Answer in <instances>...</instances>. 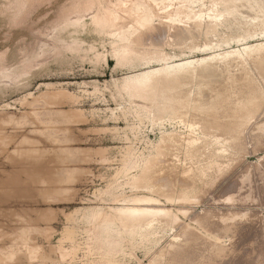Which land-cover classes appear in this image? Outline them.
Wrapping results in <instances>:
<instances>
[{
  "label": "bare ground",
  "instance_id": "bare-ground-1",
  "mask_svg": "<svg viewBox=\"0 0 264 264\" xmlns=\"http://www.w3.org/2000/svg\"><path fill=\"white\" fill-rule=\"evenodd\" d=\"M95 5L86 0L67 8L33 48L23 50L18 64L0 56L4 96L23 86L52 48L76 47L90 28L106 33L118 65L140 66L120 79L136 112L132 129L138 133L147 123L162 130L147 154L127 147L123 169L130 172L131 194L121 195L124 204L112 212L84 210V239L75 240L68 229L61 258L75 259L83 249L106 257L95 264H128L137 247L149 255L147 264H238L249 241L237 240L246 234V220L237 210L193 204L207 197L247 145L264 144V0H103L87 21L86 11ZM254 38L261 41L250 44ZM230 40L242 47L227 49ZM176 47L203 56L173 59L178 55L169 49ZM44 97L31 105H46ZM241 180L220 196L223 203H239Z\"/></svg>",
  "mask_w": 264,
  "mask_h": 264
},
{
  "label": "rangeland",
  "instance_id": "rangeland-1",
  "mask_svg": "<svg viewBox=\"0 0 264 264\" xmlns=\"http://www.w3.org/2000/svg\"><path fill=\"white\" fill-rule=\"evenodd\" d=\"M78 1L86 0H0V56L8 64H18L23 50L33 48L62 12ZM102 1L88 7L87 21ZM259 41L254 38L250 44ZM224 46L242 47L233 40ZM111 49L109 35L87 29L76 47L52 48L23 86L0 95V262L95 264L93 259L106 260L99 251L85 254L83 249L78 250L77 259H62L59 250L68 247V229L75 240L83 241L86 224L79 218L84 210L100 207L112 212L111 207L124 204L121 195L131 194L126 184L130 172L123 169L130 152L127 147L147 154L152 142L158 144L162 136L161 129L147 123L138 133L132 129L136 112L121 90L120 79L140 66L118 65ZM169 51L178 55L173 59L193 53L203 56L197 49ZM41 94L46 105H31ZM247 146L207 197L193 206L240 212L246 220V237L237 240L249 241L238 255V264H264V144ZM241 175L244 193L239 203H223L224 194L232 192ZM231 235L228 232L223 243H229ZM133 251L136 257L128 264L148 263L143 249Z\"/></svg>",
  "mask_w": 264,
  "mask_h": 264
}]
</instances>
